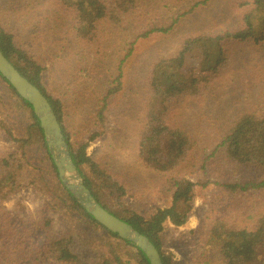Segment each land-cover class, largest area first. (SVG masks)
Returning a JSON list of instances; mask_svg holds the SVG:
<instances>
[{
	"label": "rangeland",
	"instance_id": "1",
	"mask_svg": "<svg viewBox=\"0 0 264 264\" xmlns=\"http://www.w3.org/2000/svg\"><path fill=\"white\" fill-rule=\"evenodd\" d=\"M110 1L0 0V25L38 62L48 92L62 96V102L70 98L65 105L66 125L79 128L80 122L81 129H88L79 131L84 143L94 136L87 154L125 187L123 206L148 217L156 209L169 206L172 192L168 183L173 177L183 176L181 179L196 185L194 208L185 225L176 229L165 226L162 253L169 255L173 264H216L215 253L205 245L212 226L224 222L232 228H252L257 219L248 221L246 217L264 214V189L238 188L259 182L264 169L232 161L220 146L243 114L264 108V46L222 40L218 74H209L196 94L178 99L179 110L171 113L174 120L168 122L175 121L185 131L191 148H187L182 165L172 172L147 170L138 160V139L146 125L145 78L151 60L174 57L189 37L200 33L221 37L240 31L255 0H140V10L123 20L131 24L123 30L139 26L132 39H124V31L116 38V32L109 28L95 37L79 35L77 3L99 9ZM134 42V62L123 65L127 74L119 80V88L117 70ZM67 79L71 82L66 84ZM109 88L112 92L107 94ZM0 94L10 99L2 82ZM25 118L17 115L15 120L5 118L4 122L10 129L17 123L14 130L23 132ZM10 148L8 135L0 128V153ZM45 157V150H32L31 159L37 168H31L20 191L1 204L0 264H32L39 254L34 246L37 239L42 246L67 233L82 238L83 230L87 238L100 240L89 225L69 228L61 217L44 226L47 214H58L50 202L54 198L51 190L59 181L58 174L55 178L50 172V162L40 164ZM86 263L100 264L87 259Z\"/></svg>",
	"mask_w": 264,
	"mask_h": 264
},
{
	"label": "trees",
	"instance_id": "2",
	"mask_svg": "<svg viewBox=\"0 0 264 264\" xmlns=\"http://www.w3.org/2000/svg\"><path fill=\"white\" fill-rule=\"evenodd\" d=\"M139 2L140 0H111L108 6L99 9L84 2L77 3L78 34L95 37L106 33L109 28L116 32V38L124 31L123 38L132 39L139 26L134 24L130 29L123 30L125 26L131 25L124 24L123 20L131 17L134 10H140ZM134 5L135 9L132 8ZM140 39H145V36ZM225 39L264 46V0L254 1V9L245 16L244 26L237 33L226 32L221 37H208L205 33H200L197 37H189L174 57L150 61L149 73L145 78L146 125L138 139V160L145 169L160 173L172 172L184 162L186 150L191 148V142L185 131L177 126L175 121L169 124L168 119H173L171 113L179 110L177 107L179 98L196 94L198 85L205 81L209 74H218L222 51L220 42ZM138 40L139 35L135 41L137 44ZM135 42L117 70L118 86L123 74H127L123 65H133L137 50ZM0 50L18 72L38 88L48 100L61 127L71 161L91 196L108 213L144 235L160 252L162 264H173L171 257L162 253L161 235L167 224L174 229L185 225L194 208L196 185L189 180L181 179L183 176L173 177L168 183L172 192L169 206L156 209L148 217L123 206L122 200L126 196L125 187L116 181L110 171L98 163V160L92 159L87 154L94 136L87 138V143H84L80 140L79 131L89 132L88 129H81L80 122H78L79 128L66 125L67 120L64 115L65 105L70 100L69 95L64 96L69 100L62 102L60 100L62 96H53L48 92L38 62L26 49L16 45L13 36L1 25ZM92 65L97 68L96 65ZM0 82L10 93L8 100L0 94V128L6 131L11 142L10 150L7 153H0V213H2L4 208L1 204L20 189L25 176L33 171L31 168H37L34 167L31 159L32 150L47 152L48 157H45L43 162L41 160L40 164L50 162V172L55 178L57 169L31 106L21 99L1 76ZM69 82L71 81L67 79L66 84ZM111 92L112 88H109L107 94ZM73 93L74 90L70 94ZM17 115L26 116L27 125L23 132L14 130L18 127L17 123L14 122L13 129H10L4 122L5 118L15 120ZM220 146L232 161L264 169V108L258 107L243 114L230 128ZM238 188L241 191L262 190L264 178L256 184H247ZM51 192L54 198L50 203L57 209L58 214H47L44 226L48 221H55L61 217L69 228L73 225L77 228L80 225H89L96 232L95 234H99L100 240L97 242L94 238H87L83 230L80 232L82 238L79 234L67 233L60 238L43 242L42 246L37 239L34 246L39 254L32 264L40 261L49 264H83L86 259L100 264H148L143 253L133 244L106 232L86 214L69 192L61 186L60 181L57 180V185ZM251 215L249 214L246 220L257 219L256 225L252 228L246 225L232 228L224 222H218L206 234L205 245L215 253L216 264H264V214Z\"/></svg>",
	"mask_w": 264,
	"mask_h": 264
},
{
	"label": "water",
	"instance_id": "3",
	"mask_svg": "<svg viewBox=\"0 0 264 264\" xmlns=\"http://www.w3.org/2000/svg\"><path fill=\"white\" fill-rule=\"evenodd\" d=\"M0 76L13 88L16 94L32 108L43 132L47 147L54 151L51 155L57 169L58 179L75 202L106 232L114 234L122 241L133 244L140 250L148 264H162L160 252L142 234L129 224L104 210L81 181L71 161L69 149L55 113L45 96L24 78L6 59L0 50Z\"/></svg>",
	"mask_w": 264,
	"mask_h": 264
}]
</instances>
